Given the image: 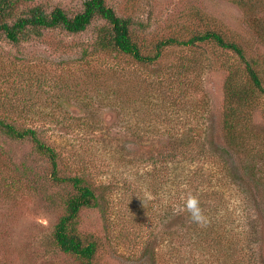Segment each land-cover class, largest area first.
I'll return each mask as SVG.
<instances>
[{
    "label": "rangeland",
    "instance_id": "1",
    "mask_svg": "<svg viewBox=\"0 0 264 264\" xmlns=\"http://www.w3.org/2000/svg\"><path fill=\"white\" fill-rule=\"evenodd\" d=\"M82 1L32 0L30 5L78 11ZM256 2L264 4L252 0L251 6ZM105 3L147 27L143 39L149 49L199 11L209 18L208 27L242 38L249 56L256 52L264 59V45L250 33L246 13L234 0ZM261 8L251 13L260 16ZM94 38L90 27L78 36L47 31L18 43L0 39V119L35 129L56 152L60 175L83 174L100 196L101 209L86 211L81 219L82 232L94 234L101 246L93 264H239L242 245L231 249L220 243V254L205 248L209 235L246 239V230L262 236L250 239L242 261L264 264V212L257 206L264 207V191H259L264 186H246L245 193L235 186L232 168L225 172L219 159L208 158L211 145L222 139L223 64L242 68L237 57L206 46L166 48L151 66L102 53L79 59L73 44ZM114 90L119 99H111ZM258 107L264 112V98ZM263 118L259 110L253 115L259 123ZM4 146L0 264H85L52 244L64 208L56 187L47 184L43 164L36 167L39 159L31 155L30 144ZM187 154L196 163L180 165ZM188 193L199 197L207 227L193 223L186 211H175Z\"/></svg>",
    "mask_w": 264,
    "mask_h": 264
},
{
    "label": "trees",
    "instance_id": "2",
    "mask_svg": "<svg viewBox=\"0 0 264 264\" xmlns=\"http://www.w3.org/2000/svg\"><path fill=\"white\" fill-rule=\"evenodd\" d=\"M251 1L234 0L246 13L248 30L264 45V4L256 2L252 7ZM31 2L32 0H0V39L18 43L32 37H41L47 31L65 36H78L94 27L93 42L88 44L89 41L85 40L72 46L73 50H78L81 60H85L89 55L102 53L115 59L131 60L136 64L151 66L160 60L166 48L195 50L206 46L236 56L242 68L227 66L226 62L223 64L227 75L223 85L222 139L221 143L214 142L211 145L208 158H211V161L219 159L216 161L221 163L222 168L226 166L225 172L227 167L232 168L236 176L233 179L236 183L234 185L245 193L246 186L249 190L264 186V118L260 123L253 119L257 110L264 115L263 109L258 107L260 99L264 98V59L256 52L249 56L246 51L248 46L242 38L230 36L215 26L208 27L210 20L205 12L195 11L188 16L185 26L173 29L174 32L158 39L153 48L149 49L144 45L147 43L143 39L147 27L134 22L130 17L118 15L105 0H83L78 11L60 7L47 9L30 5ZM27 4L29 6H26ZM23 6L26 7L22 9ZM258 7H262V10L256 13L260 16H255L251 12ZM206 65V61H203V69ZM114 97L119 99L116 90L113 91L111 99L115 100ZM187 141L190 140L184 142ZM0 142L3 144H0L1 151L4 145L13 144L19 147L24 143L30 144L31 155L39 159L36 167H41L39 163L43 164L41 170L46 175L47 184L50 188L56 187L55 194H58V201L64 208L63 215L53 227L52 244L65 255L73 256L85 264H93L95 258L100 256L101 246L94 234L82 232L81 219L84 212L101 209L102 203L96 189L83 174L61 176L56 152L40 140L35 129L0 119ZM176 146L178 145H175L174 149ZM170 159H173V155ZM205 159L209 162L206 156ZM173 161L175 162V158ZM195 161L194 157L187 154L180 160V165H193ZM213 166L216 167L214 164ZM225 172L223 171V174L227 177ZM231 176L232 174L228 175ZM60 190L66 193H59ZM259 191L262 194L264 189ZM257 206L264 212V207L259 204ZM253 231L242 232L247 234L246 239H238L236 235L221 236L215 233L212 237L208 234L205 251L209 254L215 249L220 254L225 245L232 246L231 249L242 245L243 248L237 252V263L244 264L247 261L242 260L248 258L246 247L251 243L250 239L257 236L258 240V236H262L261 232ZM220 243L223 245L219 246ZM218 246L221 248H216ZM223 253L224 259L227 260L229 253ZM149 254L153 261V255Z\"/></svg>",
    "mask_w": 264,
    "mask_h": 264
},
{
    "label": "clouds",
    "instance_id": "3",
    "mask_svg": "<svg viewBox=\"0 0 264 264\" xmlns=\"http://www.w3.org/2000/svg\"><path fill=\"white\" fill-rule=\"evenodd\" d=\"M177 213L187 212L193 223L200 227H207L209 224L208 217L204 214L200 205L199 197L188 193L183 200V205L175 210Z\"/></svg>",
    "mask_w": 264,
    "mask_h": 264
}]
</instances>
